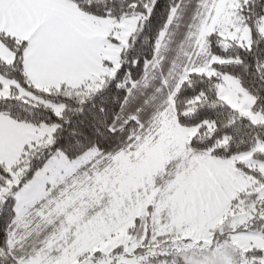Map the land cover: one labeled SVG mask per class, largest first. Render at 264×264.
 Wrapping results in <instances>:
<instances>
[{"label":"snow or ice","instance_id":"1","mask_svg":"<svg viewBox=\"0 0 264 264\" xmlns=\"http://www.w3.org/2000/svg\"><path fill=\"white\" fill-rule=\"evenodd\" d=\"M0 264H264V0H0Z\"/></svg>","mask_w":264,"mask_h":264}]
</instances>
